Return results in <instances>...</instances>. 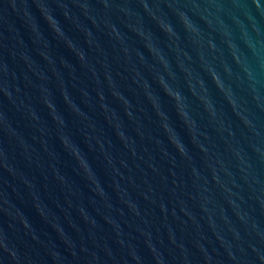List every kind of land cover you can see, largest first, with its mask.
Listing matches in <instances>:
<instances>
[{
  "label": "water",
  "instance_id": "1",
  "mask_svg": "<svg viewBox=\"0 0 264 264\" xmlns=\"http://www.w3.org/2000/svg\"><path fill=\"white\" fill-rule=\"evenodd\" d=\"M0 264H264V0H0Z\"/></svg>",
  "mask_w": 264,
  "mask_h": 264
}]
</instances>
